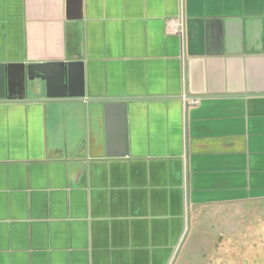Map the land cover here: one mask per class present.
<instances>
[{"label": "crops", "instance_id": "0c3cea01", "mask_svg": "<svg viewBox=\"0 0 264 264\" xmlns=\"http://www.w3.org/2000/svg\"><path fill=\"white\" fill-rule=\"evenodd\" d=\"M19 66L0 264H172L193 210L264 204V0H0Z\"/></svg>", "mask_w": 264, "mask_h": 264}, {"label": "rangeland", "instance_id": "374dc122", "mask_svg": "<svg viewBox=\"0 0 264 264\" xmlns=\"http://www.w3.org/2000/svg\"><path fill=\"white\" fill-rule=\"evenodd\" d=\"M172 264H264V204L193 210Z\"/></svg>", "mask_w": 264, "mask_h": 264}, {"label": "water", "instance_id": "95a60500", "mask_svg": "<svg viewBox=\"0 0 264 264\" xmlns=\"http://www.w3.org/2000/svg\"><path fill=\"white\" fill-rule=\"evenodd\" d=\"M75 66H76V64H73V63L57 65L56 68L59 69V71H58L59 81L67 79L71 75L72 68ZM14 67H16V66H14ZM40 67H43V66H40ZM46 67H48V66H46ZM8 69H9L8 67H7V69L5 67L0 68V89L4 90L5 85H6V81L8 84L10 79H12L18 83V85L16 87H19L20 90L24 91V86H25L24 67L19 66V70H20L19 74H13L14 76H12L9 73ZM27 69H29V68H27ZM6 70L8 71V73L6 72ZM9 88H11V85H8V90H9ZM0 98L4 99L5 97H4V95H2V96H0Z\"/></svg>", "mask_w": 264, "mask_h": 264}, {"label": "built area", "instance_id": "2783aa9c", "mask_svg": "<svg viewBox=\"0 0 264 264\" xmlns=\"http://www.w3.org/2000/svg\"><path fill=\"white\" fill-rule=\"evenodd\" d=\"M176 33H177L178 35H180V36H183V34H184V29H183V25H182V24H179V25H178V27H177V29H176ZM184 103H185V107H187V106H195V105L198 103V101H197V100H186V99L184 98Z\"/></svg>", "mask_w": 264, "mask_h": 264}]
</instances>
